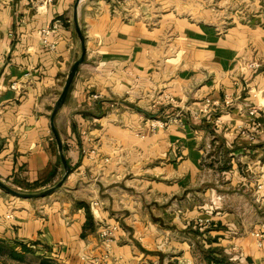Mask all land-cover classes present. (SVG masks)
Wrapping results in <instances>:
<instances>
[{
  "label": "crops",
  "instance_id": "1",
  "mask_svg": "<svg viewBox=\"0 0 264 264\" xmlns=\"http://www.w3.org/2000/svg\"><path fill=\"white\" fill-rule=\"evenodd\" d=\"M74 2L0 0V180L24 192L63 173L49 115L80 53ZM203 4L80 1L84 58L54 117L70 173L41 198L0 190L19 255L0 264H264V6L220 31Z\"/></svg>",
  "mask_w": 264,
  "mask_h": 264
},
{
  "label": "water",
  "instance_id": "2",
  "mask_svg": "<svg viewBox=\"0 0 264 264\" xmlns=\"http://www.w3.org/2000/svg\"><path fill=\"white\" fill-rule=\"evenodd\" d=\"M81 0H75L73 7H72V21H73V25H74V29H75V33L79 39V43H80V53L79 56L72 62V64L70 65L67 74L65 76V80L63 82L61 91L59 92L53 107L51 109L50 115H49V126H50V131L53 135V138L55 140L56 143V147H57V152H58V156H59V160L61 162L62 168H63V173L60 176V178L51 186L47 187L44 190L38 191V192H24L21 190H17L15 188H13L12 186H10L9 184H7L6 182L0 180V190L4 191L5 193L12 195L14 197L17 198H22V199H31V198H38V197H44L47 196L49 194H51L52 192H54L55 190H57L58 188H60L64 182V180L66 179V177L68 176V174L70 173V167L65 159L64 153H63V147H62V142H61V138L57 132V129L55 127L54 124V117L55 114L57 112V110L61 107V105L63 104L68 89L70 87L71 84V80L78 68V65L83 61L84 58V53H85V45H84V38H83V34L81 32V29L79 27L78 21H77V15H78V6Z\"/></svg>",
  "mask_w": 264,
  "mask_h": 264
},
{
  "label": "rangeland",
  "instance_id": "3",
  "mask_svg": "<svg viewBox=\"0 0 264 264\" xmlns=\"http://www.w3.org/2000/svg\"><path fill=\"white\" fill-rule=\"evenodd\" d=\"M203 2L207 8L206 17L221 28L220 31L235 22L256 20L257 11L264 6V0H203ZM171 11L175 12L172 9Z\"/></svg>",
  "mask_w": 264,
  "mask_h": 264
},
{
  "label": "built area",
  "instance_id": "4",
  "mask_svg": "<svg viewBox=\"0 0 264 264\" xmlns=\"http://www.w3.org/2000/svg\"><path fill=\"white\" fill-rule=\"evenodd\" d=\"M42 1L43 2H47V3H50L51 0H42ZM54 27L55 26L53 25L51 28H46L42 32V36H43L42 37V41H43V44L45 46H47L49 49H52L54 47V42L48 40V35H49V33H51L53 31L52 29H54ZM257 66H258V64L256 62H250L248 64V67L249 68H256ZM10 87L12 89H16V88H18V84L16 82H13V83H11ZM224 102H225V106H229L230 100L227 97L224 100ZM211 103L212 102H210L208 99H205L203 108H206ZM256 113H257V111L254 108L248 109V111H247L248 116L252 118V125L251 126L253 128H256V127L259 126V123L254 118L255 115H256ZM151 128H154V124L153 123H151ZM241 135L247 137L248 139H253V137H254L253 136V133H251L247 129L241 130ZM261 175H262L263 180H264V162H263L262 167H261ZM256 187L258 189H261L262 188V184L261 183H258L256 185ZM202 224H203V221L201 219H198L197 226L199 227V229H202L204 227ZM111 233L112 232H111V229L110 228H105V229H103V230L100 231V236L102 237V239L105 242H108V241L111 240ZM255 235L260 236L258 233H255Z\"/></svg>",
  "mask_w": 264,
  "mask_h": 264
},
{
  "label": "trees",
  "instance_id": "5",
  "mask_svg": "<svg viewBox=\"0 0 264 264\" xmlns=\"http://www.w3.org/2000/svg\"><path fill=\"white\" fill-rule=\"evenodd\" d=\"M84 208H86V206L84 205ZM90 219V216L89 214L87 213V216H86V221H87V224H88V220ZM21 251H27V248H25V246L23 244H21ZM8 255H10L11 257L13 258H17L19 255L17 254V252H15L13 249H7L3 243V241L0 240V255L3 254V253H6ZM41 264H50V263H47V262H41Z\"/></svg>",
  "mask_w": 264,
  "mask_h": 264
}]
</instances>
